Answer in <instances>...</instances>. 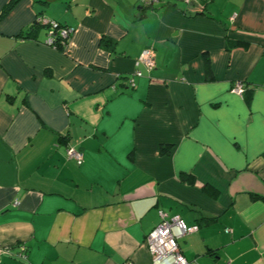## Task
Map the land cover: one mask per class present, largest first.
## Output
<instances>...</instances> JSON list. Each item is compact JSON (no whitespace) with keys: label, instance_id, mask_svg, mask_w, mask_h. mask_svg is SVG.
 <instances>
[{"label":"crops","instance_id":"0c3cea01","mask_svg":"<svg viewBox=\"0 0 264 264\" xmlns=\"http://www.w3.org/2000/svg\"><path fill=\"white\" fill-rule=\"evenodd\" d=\"M190 1L0 16L1 264H151L161 211L198 227L187 264H264V0ZM47 23L70 30L62 49Z\"/></svg>","mask_w":264,"mask_h":264},{"label":"built area","instance_id":"2783aa9c","mask_svg":"<svg viewBox=\"0 0 264 264\" xmlns=\"http://www.w3.org/2000/svg\"><path fill=\"white\" fill-rule=\"evenodd\" d=\"M145 7H152L154 5H160L165 0H139ZM185 4H189L190 0H183ZM41 22V21H40ZM42 23V22H41ZM44 23V24H43ZM42 24L45 25V22ZM48 25V38L47 43L53 44L54 30H57V35L62 40H68L70 30L66 27H62L56 23H47ZM64 44V43H63ZM144 69L145 74H149L154 68V53L150 48L144 49L137 62ZM135 77H142V72H135ZM130 86L133 88L134 83L131 82ZM244 91L243 85L237 82L233 85L231 93L238 96H242ZM68 158L74 159L76 162L81 161L80 152L73 148L66 150ZM159 224L154 228L146 237L145 244L147 251L151 258V264H187V261L181 255L179 251L178 242L189 234H192L198 230L196 225L188 226L178 216L168 217L164 212H159ZM19 258H25L26 248L23 244H18ZM1 252H9V248L0 247V264H1Z\"/></svg>","mask_w":264,"mask_h":264},{"label":"trees","instance_id":"16d2710c","mask_svg":"<svg viewBox=\"0 0 264 264\" xmlns=\"http://www.w3.org/2000/svg\"><path fill=\"white\" fill-rule=\"evenodd\" d=\"M18 2V0H11L8 4H7V6L3 9V11L1 12V15L0 16H4L7 12H9L13 7H14V5L16 4ZM143 6V5H142ZM145 7V6H144ZM150 8V7H149ZM34 26H41L38 22H35V24H34ZM57 30H54V41H53V46L55 47V48H59V49H62L63 47H64V44L67 42V40H62V39H60V37L57 35ZM64 43V44H63ZM144 74L145 73H143L142 72V77L144 76ZM134 78H135V76H134V73L130 76V83L131 82H133L134 83ZM138 78H140V77H138ZM134 85H135V83H134ZM243 85V84H242ZM129 87H130V89L132 88L130 85H129ZM243 88H244V91H243V93L245 92V87H244V85H243ZM243 95V94H242ZM68 149V148H67ZM66 149V150H67ZM169 150H170V147H161V150H160V152H161V154H167L168 152H169ZM189 180H191V181H193L192 179H190V178H184V177H181V181L182 182H186V181H189Z\"/></svg>","mask_w":264,"mask_h":264},{"label":"water","instance_id":"95a60500","mask_svg":"<svg viewBox=\"0 0 264 264\" xmlns=\"http://www.w3.org/2000/svg\"><path fill=\"white\" fill-rule=\"evenodd\" d=\"M193 7H194V4L190 2V3L188 4V9H187L188 12H187V13H191Z\"/></svg>","mask_w":264,"mask_h":264},{"label":"rangeland","instance_id":"374dc122","mask_svg":"<svg viewBox=\"0 0 264 264\" xmlns=\"http://www.w3.org/2000/svg\"><path fill=\"white\" fill-rule=\"evenodd\" d=\"M154 228H156V226H155ZM154 228H153V229H154Z\"/></svg>","mask_w":264,"mask_h":264}]
</instances>
